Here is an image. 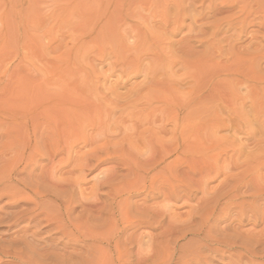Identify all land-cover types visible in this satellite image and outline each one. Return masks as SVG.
<instances>
[{
	"label": "rangeland",
	"instance_id": "1",
	"mask_svg": "<svg viewBox=\"0 0 264 264\" xmlns=\"http://www.w3.org/2000/svg\"><path fill=\"white\" fill-rule=\"evenodd\" d=\"M137 27L148 31L139 44ZM124 31L126 43L112 53L113 34ZM164 59L168 64L153 72ZM175 107L182 118L194 108L200 113L197 150H182L151 172L158 199L131 196L147 185L141 163L159 155L156 137L141 133L166 124ZM258 123H264V0H0L1 187L10 179L7 185L51 184L54 166L69 162L67 150L52 158L53 130L64 146L79 124L90 142L103 141L100 131L110 143L75 175L84 192L72 198L86 206L90 224L87 244L70 252L87 264H252L224 240L264 233V124ZM79 145L71 162L91 149ZM179 160L181 167L171 165ZM23 166L26 172L12 179ZM8 204L0 201V215ZM161 210L166 220L158 228ZM142 217L153 224L138 226ZM25 225L13 233L0 227V237L10 240Z\"/></svg>",
	"mask_w": 264,
	"mask_h": 264
},
{
	"label": "bare ground",
	"instance_id": "2",
	"mask_svg": "<svg viewBox=\"0 0 264 264\" xmlns=\"http://www.w3.org/2000/svg\"><path fill=\"white\" fill-rule=\"evenodd\" d=\"M138 28L140 27L136 28L138 32L137 35L141 40L138 39L139 44L145 41L144 37H146L148 31L146 32L145 30V32H143ZM142 32L144 33L143 36H141ZM128 34L129 32L127 31L115 32L116 36L113 34L116 44L111 46L114 50L112 53L116 52L118 46L126 43L129 37ZM150 34L152 33L150 32ZM157 37L158 36L155 35L154 39L156 38L157 40ZM136 49L139 48L136 47ZM147 51L148 50L143 51V53H147ZM163 61L164 63L159 60V63L153 66V72L162 70L169 62H166V59ZM160 65H162V67H160ZM182 113L183 110L178 107L173 108V110L171 108L169 116L165 118L166 124L163 123L159 128L146 129V131L141 133V136L145 135L147 132L151 133V136L156 137L154 147L159 155L152 160L148 159L144 163H141L139 171L147 185L142 187V192L135 191L131 196L145 195V200L158 199L160 194L156 193L153 188L155 178L150 176L151 172L156 167L165 165L170 156L176 154L183 155V153L186 152L185 150L191 151L196 147L194 142V130L195 127L197 128L196 122L200 113L196 111L195 108L189 111L186 118L181 117ZM254 121H257V119ZM94 124L95 120L94 123L89 122V125H91L89 127L94 129ZM258 124L262 126L264 123ZM167 125H171L172 128L167 129ZM190 125L191 132H189L190 129H187ZM78 127L76 138L68 139L65 143L66 146L58 139L59 136L56 135L52 127V158L58 153H63L67 150V153H69V162H59V164L54 166V170L49 177L51 184L45 187H32V185L28 181L26 183L25 180L16 181L13 185H7L6 181L4 182L5 184L2 185H5V187L2 188V176L0 175V201L2 199H7L9 201L7 206L9 211H4L2 213L3 216H1L2 214L0 215V227L8 228L7 232H12L15 228L26 223L25 226L16 232L17 235L12 239L7 240L8 238L4 239L0 237V264H87V259L84 255L81 253L76 255L70 252V249L73 247L82 246L84 248L87 244L86 242L89 239L87 224H90V219L86 216L88 211L86 206L84 204H77L72 198L73 193L78 191L83 194L84 192L82 187V182L84 180L80 176L75 178V175L78 172H83L84 168L89 165V159L97 157L98 155L100 156L101 152H103L110 143L105 140L100 131L97 137L103 141L92 138L91 143L88 134L84 132L86 125L79 124ZM183 128L187 131L185 138ZM30 141V139L24 140L25 146H27ZM167 142L170 144L169 147L165 145ZM79 144H83L85 147L90 146L91 149L82 154L76 161L71 162V154L74 152L77 154L75 149L80 146ZM37 147L34 152L37 150ZM147 147L148 146L145 148ZM182 150L183 153H180ZM140 151H142V149L138 150V152ZM38 153V155H41V151L38 150ZM218 156L219 155H216V158L219 163ZM130 165L131 163L129 162V166ZM171 165H177V168L181 167L180 160L177 163H171ZM17 167L16 170L14 169L11 173L9 172L13 174L11 175L12 179L15 174L20 175L26 172L28 166H23L24 168L22 167L20 169ZM8 182L7 183L10 184L11 179ZM69 187L74 188V191L68 192L67 190ZM78 205L82 208L81 212L77 218H73L76 208L79 207ZM141 209L142 211L150 210L145 207H141ZM160 215L162 219L157 221L158 228L163 227L166 220V213L164 210L160 211ZM140 216H142V214H140ZM258 219L259 217L255 220V225L259 224ZM97 220L98 219H96V221ZM135 223L138 226H148L152 225L153 221L152 218L142 217L136 220ZM239 224H242V220L239 221ZM93 237L96 242H102L100 236ZM234 238L232 241L229 239V241L224 240L231 243L225 244V247L242 249L245 251L246 256L248 255V257L254 259V262H251L252 264H264V233L260 237L251 238H245V236H239L237 234ZM259 260H262V262Z\"/></svg>",
	"mask_w": 264,
	"mask_h": 264
}]
</instances>
